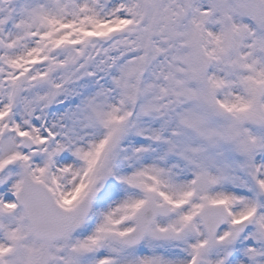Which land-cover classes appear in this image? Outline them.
<instances>
[{
  "label": "snow or ice",
  "instance_id": "6c2138e0",
  "mask_svg": "<svg viewBox=\"0 0 264 264\" xmlns=\"http://www.w3.org/2000/svg\"><path fill=\"white\" fill-rule=\"evenodd\" d=\"M0 264H264V0H0Z\"/></svg>",
  "mask_w": 264,
  "mask_h": 264
}]
</instances>
